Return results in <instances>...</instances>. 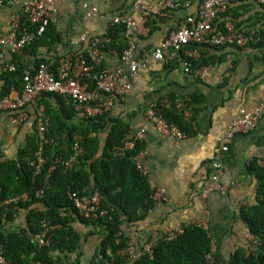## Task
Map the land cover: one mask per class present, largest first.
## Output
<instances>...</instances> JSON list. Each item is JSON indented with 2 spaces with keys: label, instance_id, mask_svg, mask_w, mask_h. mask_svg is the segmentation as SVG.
<instances>
[{
  "label": "crops",
  "instance_id": "0c3cea01",
  "mask_svg": "<svg viewBox=\"0 0 264 264\" xmlns=\"http://www.w3.org/2000/svg\"><path fill=\"white\" fill-rule=\"evenodd\" d=\"M19 2L29 0H18ZM136 0H60L56 4V22L53 33L58 40L50 48L40 47L36 53L29 49L18 56L3 52L4 60L16 65L15 59L33 68L36 57L57 60L71 51L87 54L93 38L106 37L112 27L109 19L119 14H129L143 29L132 38L134 56L154 49L178 24L188 16H195L200 0H185L189 4L161 16L158 4L163 0H145V9H134ZM97 15H88L91 9ZM21 7H0V37L6 36L9 16L19 13ZM153 18L147 22L146 16ZM25 21V20H24ZM217 26L234 22L239 27L252 32H263L264 10L257 5H230L221 13ZM81 35L87 40L75 46ZM109 41V39H108ZM264 53V48L263 51ZM120 52L109 50L104 55L103 67L120 69L127 74V66L120 60ZM35 55V56H34ZM196 74H185L176 61H150L146 69L138 72L132 80L133 93L126 98H114L108 110L110 119H120L128 128L126 140L143 133L140 141L144 154L140 164L146 171V180L152 190L162 189L165 199L154 203L146 217L134 223L124 224L122 234L130 244L141 239L161 236L168 229L194 224L203 228L212 243V248L220 257L221 264H228L234 251L247 247L250 235L240 218L239 209L254 203L255 179L246 168L250 160L264 165V113L255 129L248 134H235L226 141L227 151L221 152L219 136L238 116L241 109H251L264 100V66L257 60L261 56L255 48H213L198 50ZM50 63H52L50 61ZM49 63V64H50ZM2 81L0 80V92ZM18 95L15 89L8 94ZM191 95H199V102L193 106V132L186 139L163 138L152 127L145 125L144 113L148 104H157L173 96L190 100ZM49 107L56 111L69 109V101L62 98L59 103L53 98L45 99ZM43 106L42 96L39 101ZM46 103V102H45ZM45 107V106H44ZM72 108L77 116L70 122L80 124L86 119L81 112ZM33 111L28 108V119L17 128H12L8 114L0 113V163L26 162L28 151L33 145ZM222 160L221 183L226 193L213 192L202 201L193 199L201 190L210 173V164L215 159ZM40 210V205L32 206ZM27 210H19L14 219L0 230L20 231L25 227ZM74 230L81 234L79 260L90 263L94 258L97 237L92 229L79 223Z\"/></svg>",
  "mask_w": 264,
  "mask_h": 264
},
{
  "label": "trees",
  "instance_id": "16d2710c",
  "mask_svg": "<svg viewBox=\"0 0 264 264\" xmlns=\"http://www.w3.org/2000/svg\"><path fill=\"white\" fill-rule=\"evenodd\" d=\"M171 1L184 2L185 0ZM201 2L202 0L199 6ZM238 4L257 5L263 9L251 1L231 5ZM220 14L214 23L216 28H223L226 24L225 22L217 26ZM150 18L153 17L146 16V28H151L147 23ZM232 24L245 34H251L258 39L257 43L249 44L245 48L252 47L260 52L261 56L257 60L264 66L263 32H252L239 27L234 22ZM30 29L35 32V39L25 49H29L34 54L40 47L48 49L58 40V35L53 33V25H46L40 33L36 26ZM107 39L109 41L102 49L104 55L111 49L122 53L128 47L125 27L120 24L110 27L107 31ZM202 47L207 46H201L198 50ZM58 60L52 61L47 57L35 56L33 68L45 64L51 71H55ZM15 62L14 72L0 76L2 81L0 98L8 96L11 89H15L18 94L21 93L23 72L29 67L17 59ZM176 63L180 65V59L176 60ZM191 63L195 70L197 62L191 61ZM63 97L56 94L42 96L50 126L48 129L49 143L44 149L46 164L41 173L33 178L32 169L29 166L36 149L35 136H33V145L26 156V162L22 161L19 165L11 161L0 163V216L5 213L7 222H10L19 210H27L24 229L17 232L0 230V244L3 247L5 258L12 264H81L79 251L82 236L73 227L74 223H79L91 227L92 234L97 237L94 258L90 263L204 264L206 254L211 253L217 264H221L220 257L214 252L207 232L194 224L182 225L181 233L172 240H166L162 235L159 236L151 256H142L127 263L115 255L119 249L129 244L122 234L124 224L144 219L154 204L151 199L154 190L150 188L146 177L137 170L135 165L136 157L139 152L143 151V147L141 142H137L134 149L122 158L113 157L112 149L122 145L129 134L127 126L120 119H110L108 112L94 118L82 119L78 125L70 123L77 116L70 99L64 97L69 101V109L62 106L59 111L49 107L48 101L45 100L53 98L61 103ZM199 99V95L190 96L188 102L192 107V113L195 111L192 105L199 102ZM167 100L174 102L175 98L170 96ZM163 114L168 123L176 125L188 136L192 134L193 117L186 119L183 112L173 106L165 108ZM75 136L81 137L82 153L77 163L67 170L63 162L71 155V145ZM246 170L256 181L255 197L254 203L241 207L239 213L249 235L256 239V243L252 245L249 241L247 247L236 249L228 264H264V165H259L253 159L248 162ZM39 190L42 191V197L36 199L34 195ZM95 192L102 197L100 206L107 210L108 216L92 221L79 215L69 195L75 193L80 197H87ZM22 194H27L31 198L30 201L18 203L15 206L1 205L4 201ZM36 204L42 208L40 210L33 208L32 206ZM46 225L53 228L49 245L38 248L25 234L39 233ZM117 233L121 234L119 244H116ZM107 250L112 253V257L107 256Z\"/></svg>",
  "mask_w": 264,
  "mask_h": 264
},
{
  "label": "built area",
  "instance_id": "2783aa9c",
  "mask_svg": "<svg viewBox=\"0 0 264 264\" xmlns=\"http://www.w3.org/2000/svg\"><path fill=\"white\" fill-rule=\"evenodd\" d=\"M58 1L60 0H29L23 2L18 0H0V7L12 8L18 5L21 7L19 13L12 12L10 14L8 33L6 36L0 37V76L16 70L15 64L4 60L3 52L7 51L11 56L20 55L35 39V32L30 29L31 27L36 26L38 33H40L46 25L55 23L56 4ZM144 1L136 0L133 8L145 9ZM245 1L254 2L264 9V0H202L197 15L184 18L154 49L137 57L134 56L135 47L132 38L137 36L143 29L129 14L112 16L109 19L112 26L120 24L125 27V38L128 47L119 56L120 60L127 66V74H124L120 69L103 67L104 54L102 49L108 43L106 37L91 39L87 54L77 51L64 54L59 58L55 71H51L45 64H40L33 71L24 70L21 93L15 97L8 95L0 98V113H7L11 127L17 128L27 121L28 108L32 109L36 149L29 166L32 169L33 178L41 173L46 164L44 149L49 143L48 129L50 120L46 114L45 107L39 102L41 96L44 94H56L67 97L77 111L81 112L86 119H90L108 112L114 98L123 99L131 95L134 91L132 80L140 70L146 69L152 60L163 62L165 60L176 61L180 59V66L185 74H196V70L192 68L191 61L198 58L199 47L236 46L243 48L258 42V39L253 35L245 34L240 29L235 28L230 22H226L223 28L214 27L216 18L220 13H225L231 4ZM188 4V1L163 0L158 4V9L161 16L167 17L170 11ZM88 15H97V10L92 8ZM24 20L25 23H23ZM86 40V35H81L75 42V46L78 47ZM85 55L88 57L86 58ZM171 106L182 111L186 119L192 117V107L187 100L176 99L171 102L166 99L159 104L151 103L147 105L144 113V127L152 126L163 138L186 139L188 135L176 125L168 123L164 117V109ZM263 113L264 100L251 109H241L225 132L219 136V141L222 144L220 151H227L228 148L225 143L235 134L252 132ZM142 132H139L132 139L125 140L122 145L115 146L111 151V155L116 158H122L127 152L132 151L136 143L142 140ZM80 142L81 137L75 136L73 138L71 155L63 162L65 169H71L77 163L82 153ZM143 154L144 151L139 152L135 165L137 170L145 176L146 171L140 164ZM222 168V160L219 158L211 162L209 176L200 192L193 197L194 200L202 202L213 192L226 193L227 189L221 183ZM164 194L162 189L155 190L151 199L154 203L161 202L165 199ZM34 197L40 199L42 191H36ZM69 198L79 215L85 219L96 221L108 216L107 210L102 209L100 206L102 197L96 192L87 197H80L72 193ZM30 199L27 194H22L4 201L1 205L15 206L18 203H27ZM6 224V214L3 213L0 216V228H3ZM52 230L51 226L46 225L39 233H27L25 235L31 243L38 248H42L49 245ZM181 231V227L168 229L162 236L166 240H172ZM120 235V233L116 234V244L120 242ZM250 237L249 241L254 245L256 239L252 236ZM157 239L158 236L141 239L135 245L129 243L125 248L119 249L115 255L121 257L127 263H131L142 256H151ZM106 254L112 257V253L109 250H107ZM0 264H12L5 258L1 244ZM204 264H217L214 255L211 253L206 254Z\"/></svg>",
  "mask_w": 264,
  "mask_h": 264
}]
</instances>
